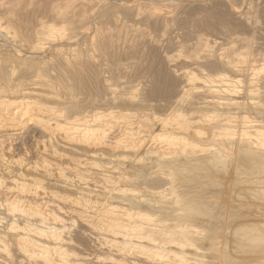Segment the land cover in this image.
<instances>
[{"label": "bare ground", "instance_id": "obj_1", "mask_svg": "<svg viewBox=\"0 0 264 264\" xmlns=\"http://www.w3.org/2000/svg\"><path fill=\"white\" fill-rule=\"evenodd\" d=\"M246 1L0 0V264H264Z\"/></svg>", "mask_w": 264, "mask_h": 264}, {"label": "rangeland", "instance_id": "obj_2", "mask_svg": "<svg viewBox=\"0 0 264 264\" xmlns=\"http://www.w3.org/2000/svg\"><path fill=\"white\" fill-rule=\"evenodd\" d=\"M247 3L249 4V0L246 1V3L244 2L242 6H240V10H239L240 12H243V13L246 12V10L249 8V5ZM255 3L261 10L260 23L253 28L251 27L247 32L248 33L255 32L258 37H261L260 35L264 31V0H255ZM239 16H240L239 14L236 15V17H239ZM261 42H262L261 40H257L256 44H254L253 46L255 49H257L255 50L256 51V54L254 57L255 59H258V58L261 59V57L264 56V50L261 48Z\"/></svg>", "mask_w": 264, "mask_h": 264}]
</instances>
